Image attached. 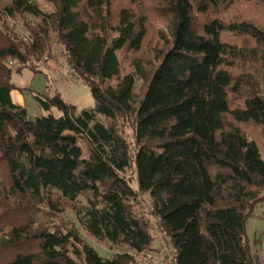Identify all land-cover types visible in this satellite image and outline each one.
<instances>
[{"label":"trees","instance_id":"16d2710c","mask_svg":"<svg viewBox=\"0 0 264 264\" xmlns=\"http://www.w3.org/2000/svg\"><path fill=\"white\" fill-rule=\"evenodd\" d=\"M45 1L54 13L34 0H11L4 10L37 19L26 26L27 38L0 27V233L7 230L0 264H134L128 254L103 259L79 233L36 221L42 205L54 216L88 193L95 201L83 224L98 241L150 250L152 226L137 210L148 195L174 264H257L246 226L264 202V160L241 126L264 128V97L254 80L264 79V22L240 11H260L264 0H153L172 42L149 76L135 61L147 82L139 101L122 63L144 46L148 0ZM51 33L95 106L77 113L57 89L34 98L62 116L32 120L12 100V76L23 69L45 75L30 60L50 59ZM226 33L242 47L226 41ZM237 67L241 75L233 74ZM118 119L134 124V153ZM133 169L136 189L127 175ZM71 242L81 246L82 263L70 257Z\"/></svg>","mask_w":264,"mask_h":264},{"label":"rangeland","instance_id":"374dc122","mask_svg":"<svg viewBox=\"0 0 264 264\" xmlns=\"http://www.w3.org/2000/svg\"><path fill=\"white\" fill-rule=\"evenodd\" d=\"M34 2L47 14H52L56 10L54 4L45 0H34ZM145 4L152 8V15L149 16L150 27L148 36L141 52L137 54H128L122 63L123 76L129 74L134 76V95L136 101H139L142 98L147 82L141 78V74H139L135 68V61L140 62L139 64L143 69V73L149 76L160 64L162 54L169 48L172 42L171 33L166 21L161 20L160 17L156 15L157 13H153V10H155V2L153 0H148ZM9 7H11V0L0 2V19H2L0 20V27L5 24L8 28L13 29L19 37L27 38L28 33L26 31V26L29 24H37V19L30 15L17 14L14 16H5L4 10ZM240 12L249 14V18H247L253 20L257 24H259V22H264L263 8L260 11H255L253 8L251 9V7L247 9L242 8V11ZM50 38L52 52L50 59L45 63L38 62L37 59L30 60L31 65L39 68L45 73L46 77L43 74H34L29 69H23L21 73H14L12 76L11 83L23 90L24 106L28 111L29 118L32 120L37 117L48 116L49 114H53L56 118L62 116V113L56 108H53L50 113L41 109L34 98V96L38 94L42 96L49 93L53 94L54 90L57 89L68 104L77 108V113H80L85 109H91L95 106V101L89 87L70 72L71 67L67 62L62 47L57 43L54 33H51ZM224 39L232 45L242 47V40L235 35L226 33L224 34ZM13 67L16 68L15 65H13ZM248 71L246 70V72L250 74ZM232 72L234 75L242 74L241 69L238 67L233 68ZM251 75L255 76L253 72H251ZM254 80L257 83L256 87L260 91L261 96L264 97V79L258 77L257 80L255 78ZM111 85L116 87L117 83L111 82ZM98 121L106 125L109 124V122H107L102 116H98ZM116 127L127 140L134 153L136 151V145L135 127L133 122L130 119H118ZM241 128L250 141L255 140L258 143L261 156L264 160V128L243 125ZM80 145L83 148V157L88 159L90 151L87 144L84 141H80ZM127 175L134 181L132 187L136 189L137 183L135 181L136 174L134 173V169L128 171ZM1 186L6 187L4 183H2ZM5 190L7 189L5 188ZM91 201H95V198L91 193L82 195L78 198L77 203L73 207H67L63 212L55 213L54 216L51 215L53 212H50L45 205H42L36 221L39 224L43 223L49 228L53 225L55 227L63 226L68 230H73L74 232L79 233L82 239L85 240L101 258L106 260H111L118 255L128 254L134 257V264H169L172 261L174 249L171 246L169 238L165 237L158 229V221L152 213L153 205L151 198L148 195H144L140 198L137 204V210L151 224L152 233L155 236V242L150 250H146L143 253H137L125 245H115L107 240L98 241L92 238L85 230L83 224L86 219L85 215L87 210L91 206ZM246 230L253 254L258 258L257 264H264V202L256 207L253 216L247 222ZM6 235L7 230H4V232L0 233V239H4ZM69 251L70 257L76 262L82 263L84 261V256L80 257L78 255V253H81L82 248L77 243L71 242L69 245Z\"/></svg>","mask_w":264,"mask_h":264},{"label":"crops","instance_id":"0c3cea01","mask_svg":"<svg viewBox=\"0 0 264 264\" xmlns=\"http://www.w3.org/2000/svg\"><path fill=\"white\" fill-rule=\"evenodd\" d=\"M20 89L21 88L15 86V90L12 91L11 97H12L14 104L25 108L23 93L20 91Z\"/></svg>","mask_w":264,"mask_h":264},{"label":"built area","instance_id":"2783aa9c","mask_svg":"<svg viewBox=\"0 0 264 264\" xmlns=\"http://www.w3.org/2000/svg\"><path fill=\"white\" fill-rule=\"evenodd\" d=\"M10 65H11V66L13 65L12 62L10 63ZM70 72H71L75 77H78V75H77V73H76V71H75L74 69L70 68ZM152 211H153V207H152ZM155 219H156V218H155ZM169 264H174V262L171 261Z\"/></svg>","mask_w":264,"mask_h":264}]
</instances>
